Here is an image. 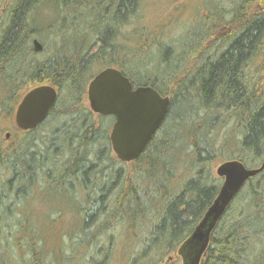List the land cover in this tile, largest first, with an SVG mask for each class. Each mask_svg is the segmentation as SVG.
Here are the masks:
<instances>
[{
  "label": "trees",
  "instance_id": "trees-1",
  "mask_svg": "<svg viewBox=\"0 0 264 264\" xmlns=\"http://www.w3.org/2000/svg\"><path fill=\"white\" fill-rule=\"evenodd\" d=\"M200 8L192 25L169 42L163 31L142 23L141 0H0V118L13 116L24 93L37 85L57 90L36 129L0 137V264L17 256L25 257L24 264L51 261L44 233L27 227L29 220L21 218L27 215L15 216L14 204L5 202L30 199L39 188L69 202L77 195L86 201H79L80 223L68 240H87L88 228L101 218L98 234L129 227L121 232L132 241L128 264H160L177 254L214 201L222 183L215 165L235 159L247 168L261 166L264 0H205ZM41 9L55 14L46 32L55 37L53 50L43 57L32 44L45 30L35 17ZM105 67L170 99L159 129L130 162L111 154L114 117L95 119L84 106L88 83ZM59 116L58 132L48 130ZM43 129L52 132L42 135ZM104 160L110 168L99 167ZM12 226L25 249H5L3 232ZM92 244L79 246L83 258L93 254L86 252ZM263 263L264 167L214 224L199 264Z\"/></svg>",
  "mask_w": 264,
  "mask_h": 264
},
{
  "label": "water",
  "instance_id": "water-1",
  "mask_svg": "<svg viewBox=\"0 0 264 264\" xmlns=\"http://www.w3.org/2000/svg\"><path fill=\"white\" fill-rule=\"evenodd\" d=\"M32 44L35 52L42 50L37 39H33ZM86 97L93 113L114 117L109 132L110 145L115 156L123 162H130L143 152L163 122L170 104L168 96H162L150 86L134 87L115 67H105L95 74L87 85ZM56 98L57 90L51 85L29 89L15 107V127L22 131L36 129L48 116ZM5 135L8 137L9 132ZM263 167L264 162L258 168H247L235 159L216 166L215 174L222 183L202 219L178 248L177 254L184 264H199L212 227L244 182Z\"/></svg>",
  "mask_w": 264,
  "mask_h": 264
},
{
  "label": "rangeland",
  "instance_id": "rangeland-1",
  "mask_svg": "<svg viewBox=\"0 0 264 264\" xmlns=\"http://www.w3.org/2000/svg\"><path fill=\"white\" fill-rule=\"evenodd\" d=\"M203 1L205 0H141L140 11L142 12L143 15L142 23L151 30L158 29L160 31H163L164 34L162 36H164V38L167 39V41L172 42L174 39H178L182 31L185 30V27H190L195 17H197V14L202 12L203 8L200 7ZM54 16L55 14L48 9H41L36 12L35 17L37 21L45 29L43 34L37 37L39 41L42 43L43 50L40 52V56L42 57L49 54L53 50L52 49L53 46L50 41L53 40L54 35L48 36L46 32H50L49 30L50 27H48L47 25L48 23L53 22L52 20L54 19ZM130 28L131 27H128V29ZM128 29L126 30L129 31ZM176 42L173 43L176 44ZM59 43L60 42L58 40L56 44L58 45ZM174 44H173L174 48L173 47L172 48L176 50L175 46L177 47V45ZM153 63L155 64V62ZM160 67L162 69L164 68L163 65H161ZM84 106L89 108L87 97L86 100L84 101ZM92 114H93L92 116L95 117V119H98L99 116H102L93 112ZM62 122H63V117L59 116L58 119L54 121V123L51 126L47 128L48 130L51 127L56 128L60 124H62ZM108 123L107 120L105 119L102 121V124L104 126H107ZM15 129L16 127L14 125L13 116H11L10 118L7 117L0 118L1 138H3V136L8 132H11L14 135V132L12 131H15ZM110 129H111V124H109V130ZM57 130L58 129L56 128V131L54 130L53 132H58ZM40 132L42 133V135H48L51 134L52 131L49 133V131L43 129ZM9 137L10 136H8L7 138ZM16 137L17 135L13 136V138ZM10 143H11L10 141L6 142V144H10ZM111 154L115 156L112 149H111ZM104 164L106 165L107 168H110L112 162L104 160L99 167L102 168L103 166L101 165ZM217 165L214 166V173ZM63 197L58 194L43 192V190L39 188L30 199H27L25 201L15 200V202H13V200H10L5 202L7 204L9 203L14 204L16 208H14L10 212L13 213L15 216L18 215V212L19 215L25 213L24 215L29 216V217L26 216V218L21 217L23 219L29 220L27 223V227L28 226L35 227L37 229H40L44 233V237H43L45 242L44 251H46L48 255L52 256L51 258L46 257V259L48 260L51 259V261H47V264H57L58 263L57 261H59V264H90V261L92 260L94 261V262L92 261V264H128L129 261L128 249L131 247L132 241L129 236L124 235L125 233H121V232L123 229L129 227H124L123 225L122 227L121 225H118L113 227L112 229H105L106 231L103 234H98V231H100L101 229L99 228L98 230L96 228L97 224L100 223V219H101L98 218V221L95 222L96 224L95 223L91 224V226L88 228L87 232L88 233L92 232L93 234L91 233L90 237L87 240L79 241L80 238L79 237L78 239H73V241H70L68 240L66 234L71 231H74V229L77 228V225H79L80 222L78 217L81 215L80 212L77 213L76 210H79L78 208L83 205L80 203L81 201L85 203L86 201L81 200L82 197L80 195L76 196L78 202L77 201L69 202L67 199ZM103 206L107 207V203L106 204L104 203ZM0 209H2V207H0ZM3 234H5V236L8 235L7 238L8 241L5 246L6 250L8 249L7 246L8 244L10 248H15V250L16 249L21 250L22 248L24 249L26 248V243H25L26 241L20 240L21 237L17 233L16 226H12L11 229L4 230ZM83 236L81 235V237ZM110 237L111 239L114 237L113 240H110ZM87 241L91 245H93L92 243L95 244V247H92L90 250L86 251L90 254L96 253V255L92 254L94 255L92 259L90 255L83 258V255L81 256L79 254V250H81L79 249V246L85 244ZM18 242L23 243L22 246L20 244H17ZM135 244H138V242L136 241ZM135 244L134 246H136ZM13 245H15V247ZM98 246H101L102 248H100L99 250ZM98 251H100L101 255ZM56 255L59 256L55 257ZM103 255L104 257H102ZM20 257L21 256H17V258L13 259V261H11V263L8 264H24L22 262L24 261L23 259L25 257L22 258L23 261L20 260ZM178 263H180V258L179 256H177L176 253L173 252L170 254L169 258L165 259L160 264H178Z\"/></svg>",
  "mask_w": 264,
  "mask_h": 264
},
{
  "label": "bare ground",
  "instance_id": "bare-ground-1",
  "mask_svg": "<svg viewBox=\"0 0 264 264\" xmlns=\"http://www.w3.org/2000/svg\"><path fill=\"white\" fill-rule=\"evenodd\" d=\"M39 25H40V24H39ZM52 33H53V32H52ZM40 52H41V51H40ZM261 165H262V164H261ZM258 173H259V172H258ZM255 175H256V174H255ZM245 182H246V181H245ZM245 182H244V183H245ZM243 185H244V184H243ZM243 185H242V186H243ZM240 189H241V188H240ZM240 189H239V190H240ZM96 251H97V250H96ZM99 253H100V252H99ZM93 254H94V253H93ZM102 254H103V253H102ZM80 255H81V254H80ZM85 255H86V254H85ZM94 255H96V253H95ZM100 255H101V254H100ZM91 256H93V255H91ZM89 257H90V256H89ZM102 257H104V255H103ZM91 259H92V258H91ZM102 260H103V259H102ZM92 261H93V260H92ZM97 261H98V260H97ZM93 262H94V261H93Z\"/></svg>",
  "mask_w": 264,
  "mask_h": 264
},
{
  "label": "flooded vegetation",
  "instance_id": "flooded-vegetation-1",
  "mask_svg": "<svg viewBox=\"0 0 264 264\" xmlns=\"http://www.w3.org/2000/svg\"><path fill=\"white\" fill-rule=\"evenodd\" d=\"M179 256V258H180V263H178V264H184L183 263V259H182V257L180 256V255H178Z\"/></svg>",
  "mask_w": 264,
  "mask_h": 264
}]
</instances>
